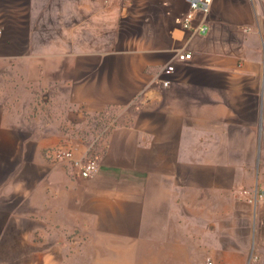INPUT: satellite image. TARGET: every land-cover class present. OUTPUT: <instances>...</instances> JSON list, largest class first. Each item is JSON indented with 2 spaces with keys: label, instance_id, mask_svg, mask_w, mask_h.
I'll use <instances>...</instances> for the list:
<instances>
[{
  "label": "crops",
  "instance_id": "obj_1",
  "mask_svg": "<svg viewBox=\"0 0 264 264\" xmlns=\"http://www.w3.org/2000/svg\"><path fill=\"white\" fill-rule=\"evenodd\" d=\"M188 10L0 0V264H264V200L245 195L264 190L263 4L211 0L196 35ZM38 92L65 119L113 116L105 141L52 139ZM58 148L95 153L98 173L49 159Z\"/></svg>",
  "mask_w": 264,
  "mask_h": 264
},
{
  "label": "built area",
  "instance_id": "obj_2",
  "mask_svg": "<svg viewBox=\"0 0 264 264\" xmlns=\"http://www.w3.org/2000/svg\"><path fill=\"white\" fill-rule=\"evenodd\" d=\"M264 8V0H261ZM211 0H188L189 10L187 15L182 20L181 25L186 30H191L194 35L207 34L209 27L206 23V17L210 12ZM201 18L199 24H195L196 19ZM2 29L0 28V42H1ZM193 54L190 51L183 50L177 53L176 58L168 62L159 74V79L162 81L164 87H169L172 82V76L178 62L184 63L192 59ZM107 128L101 131L95 140V145L101 144L105 141ZM106 134V135H105ZM49 159L54 162H64L72 169L77 170L79 175L83 178H91L98 173L100 169V160L95 153L85 158H76L75 152L72 148H58L49 150L47 152ZM248 197V202L256 204L259 200H264V190L257 187L251 191H245ZM254 260H258V256H254ZM206 264H213V261L207 260Z\"/></svg>",
  "mask_w": 264,
  "mask_h": 264
},
{
  "label": "rangeland",
  "instance_id": "obj_3",
  "mask_svg": "<svg viewBox=\"0 0 264 264\" xmlns=\"http://www.w3.org/2000/svg\"><path fill=\"white\" fill-rule=\"evenodd\" d=\"M23 81V79H22ZM19 86L18 80L14 79L13 81H11L10 83H6L4 86V89L6 91L11 92L12 94V90H13V94H15L17 92V87ZM29 87V86H28ZM45 92L40 93L38 92L36 94V106L39 107L41 106L44 109H47L49 111V117H50V122L53 124V127L51 129V137L52 139H56L58 132L56 129H59L67 134H69V138L75 139V138H79L82 139L85 142H88L89 144L93 143L95 145V140L97 137V133L98 131L105 127V125L108 122H112L113 121V116L109 115L110 119H103L102 116L97 115V116H93V117H89V116H85L82 113V116L80 118L73 116L72 120L69 119H65L62 115H60V112H58V110H55V106L54 102H52L50 104V100L46 99L45 97H43V95ZM16 98V97H14ZM57 107V106H56ZM47 124L49 123V119L45 116H43L42 118H40L39 121H37V124L40 126V124H44V122ZM108 127V126H107ZM110 128V126H109ZM108 128V130H109ZM105 129V128H104ZM107 130V133H108ZM106 133V134H107ZM105 134V135H106ZM107 136V135H106ZM263 158H264V153H263ZM261 172L262 175L264 177V167L261 168ZM42 174H36V179H38V177H41ZM31 186V183H30ZM42 190V180H41V184L39 186V188ZM26 236V234H24ZM36 240H43L42 235H40L39 233H36ZM42 251V249H41ZM202 251L197 254L195 261H197L200 257H202ZM166 264H171V263H166Z\"/></svg>",
  "mask_w": 264,
  "mask_h": 264
}]
</instances>
